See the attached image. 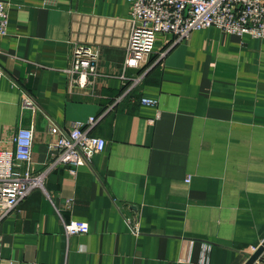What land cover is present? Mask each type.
I'll return each mask as SVG.
<instances>
[{"label":"crops","instance_id":"0c3cea01","mask_svg":"<svg viewBox=\"0 0 264 264\" xmlns=\"http://www.w3.org/2000/svg\"><path fill=\"white\" fill-rule=\"evenodd\" d=\"M3 1L0 148L32 127L39 172L57 154L52 121L68 131L94 115L107 146L75 174L53 169L0 222V264H245L264 241V38L159 32L125 68L129 0ZM77 45L98 56L85 86L70 85ZM70 219L89 232L67 237Z\"/></svg>","mask_w":264,"mask_h":264},{"label":"built area","instance_id":"2783aa9c","mask_svg":"<svg viewBox=\"0 0 264 264\" xmlns=\"http://www.w3.org/2000/svg\"><path fill=\"white\" fill-rule=\"evenodd\" d=\"M132 29L126 49L124 67H140L154 52L157 34L169 33L175 41L187 39L194 30L216 26L225 32L249 34L264 38V0H129ZM7 3L0 0V35L8 33ZM97 53L89 46L74 49L70 85L91 83L89 75H98ZM6 73L0 66V77ZM143 75V74H142ZM144 76V75H143ZM122 77H125L122 74ZM142 76L134 77V83ZM142 102L155 105L157 101L142 98ZM25 108L34 109L29 95L23 100ZM101 117L91 116L86 123L75 121L68 131L52 121L51 130L56 139L51 146L57 150L47 166L34 172L30 166L34 144V129L20 128L13 137L12 148H0V222L34 189L46 190L49 173L62 165L69 166L72 174L80 165L90 163L96 153L107 146L104 137L92 134L91 128ZM154 122V119L151 120ZM86 125V127H84ZM23 163L26 166L23 167ZM66 236L87 233L90 224L84 219L63 220ZM138 223L136 222V225ZM137 230V226L134 228Z\"/></svg>","mask_w":264,"mask_h":264},{"label":"water","instance_id":"95a60500","mask_svg":"<svg viewBox=\"0 0 264 264\" xmlns=\"http://www.w3.org/2000/svg\"><path fill=\"white\" fill-rule=\"evenodd\" d=\"M263 250H264V241L259 245L256 251L250 255V257L245 262V264H253L260 257Z\"/></svg>","mask_w":264,"mask_h":264}]
</instances>
